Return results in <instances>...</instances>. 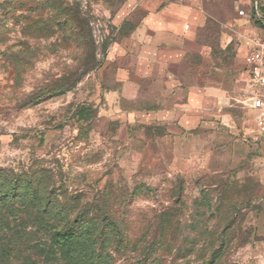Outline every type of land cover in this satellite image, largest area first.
Listing matches in <instances>:
<instances>
[{
    "label": "rangeland",
    "instance_id": "obj_1",
    "mask_svg": "<svg viewBox=\"0 0 264 264\" xmlns=\"http://www.w3.org/2000/svg\"><path fill=\"white\" fill-rule=\"evenodd\" d=\"M222 3L205 0L184 58L150 73L128 47L154 0H0L5 222L31 224L41 185L51 210L119 225L113 264H264V142L242 59L256 24L247 3ZM12 255L0 264H22Z\"/></svg>",
    "mask_w": 264,
    "mask_h": 264
},
{
    "label": "trees",
    "instance_id": "obj_2",
    "mask_svg": "<svg viewBox=\"0 0 264 264\" xmlns=\"http://www.w3.org/2000/svg\"><path fill=\"white\" fill-rule=\"evenodd\" d=\"M40 187L31 190L25 201L24 216L31 222L27 225L15 222L11 225V222L4 221L6 213L2 208L10 197L8 190L3 192L4 197L0 198V251L13 254V260H21L22 264H113L114 248L111 245L116 246L118 253L117 250L127 244L123 238L109 236L112 232L118 234L119 225L111 228L106 223L107 214L99 222L94 214L84 215L82 210L73 220L74 210H51L52 202L48 197L43 199ZM163 216L167 217L166 213ZM50 219L54 221L50 222ZM107 226L113 231L109 232ZM148 260L150 258L138 263L147 264ZM159 263L154 259V264Z\"/></svg>",
    "mask_w": 264,
    "mask_h": 264
},
{
    "label": "crops",
    "instance_id": "obj_3",
    "mask_svg": "<svg viewBox=\"0 0 264 264\" xmlns=\"http://www.w3.org/2000/svg\"><path fill=\"white\" fill-rule=\"evenodd\" d=\"M223 2L222 7L231 11L236 10L240 2L247 3L249 11L245 10L244 16L252 14L250 18L256 24L249 30L250 33L253 32V35L246 38V46L243 47L242 59L245 63V56L253 48L254 41L264 37V0H255L254 3L252 0H223ZM255 4L258 5V12L262 17V21L259 22H257V12L254 9ZM124 11L125 9L120 15ZM142 11L132 32V42L128 49L136 50V60L138 59L139 65L143 70L149 67L146 71H151L150 73L156 66H168V64L181 61L185 51L177 49V41L180 45L181 38L183 43L186 42L185 39L193 40L198 25H202L207 17L211 16L206 8L205 0H154L153 8L142 9ZM186 23L189 24V28L185 27ZM174 40H176L175 45H173ZM146 51H150V54L145 53ZM225 119L231 122L230 118ZM180 123H183V120ZM186 128L185 124L180 127L182 130Z\"/></svg>",
    "mask_w": 264,
    "mask_h": 264
},
{
    "label": "built area",
    "instance_id": "obj_4",
    "mask_svg": "<svg viewBox=\"0 0 264 264\" xmlns=\"http://www.w3.org/2000/svg\"><path fill=\"white\" fill-rule=\"evenodd\" d=\"M254 9L257 12L258 20L262 21L257 4ZM240 13L244 14L245 11L241 10ZM245 68L248 72L246 78L247 106L256 113L259 137L264 142V38L254 41L253 48L245 56Z\"/></svg>",
    "mask_w": 264,
    "mask_h": 264
}]
</instances>
